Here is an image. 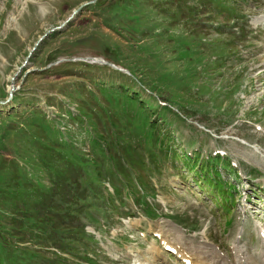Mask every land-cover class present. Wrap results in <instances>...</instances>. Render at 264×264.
<instances>
[{
	"label": "rangeland",
	"instance_id": "obj_1",
	"mask_svg": "<svg viewBox=\"0 0 264 264\" xmlns=\"http://www.w3.org/2000/svg\"><path fill=\"white\" fill-rule=\"evenodd\" d=\"M255 146L263 156L264 0H0V264H181L135 194L197 238L204 224L229 256L216 195L231 186L211 189L187 155H214L213 175L248 194L249 210L228 205L237 224L264 212Z\"/></svg>",
	"mask_w": 264,
	"mask_h": 264
},
{
	"label": "bare ground",
	"instance_id": "obj_2",
	"mask_svg": "<svg viewBox=\"0 0 264 264\" xmlns=\"http://www.w3.org/2000/svg\"><path fill=\"white\" fill-rule=\"evenodd\" d=\"M256 150L258 151L259 149L256 148ZM240 229V227L236 229V236L240 232ZM181 237L182 240L179 241V236L177 238V236L172 233L171 237L161 236L160 238L162 239L163 244H172L171 246L176 249L175 251L179 254L180 258H182V260H187L189 264H220L219 261L224 258L219 252H216L207 242L200 241L195 243L192 240H186L182 236V233ZM233 243L236 251H238L236 264H264V238H261V246L257 253L250 252L246 254V252H242L243 248H241L240 245L237 246L236 238L233 239ZM149 251L157 252L155 246H151ZM208 251H211V253H209ZM223 262L224 261L222 260L221 263ZM132 264H142V260L134 258Z\"/></svg>",
	"mask_w": 264,
	"mask_h": 264
},
{
	"label": "water",
	"instance_id": "obj_3",
	"mask_svg": "<svg viewBox=\"0 0 264 264\" xmlns=\"http://www.w3.org/2000/svg\"><path fill=\"white\" fill-rule=\"evenodd\" d=\"M85 2H83L82 4H84ZM82 4H79L77 7L73 8L70 13L64 18V20H62L60 22V24L58 25H54L52 27H50L48 30L44 31L41 35H39L37 37V39L34 41V43L32 44L31 48L29 49L28 51V54H30V52L36 47V45L39 43V41L51 30L53 29H56V28H59L62 24H64V22L68 21L72 16L73 14L82 6Z\"/></svg>",
	"mask_w": 264,
	"mask_h": 264
}]
</instances>
